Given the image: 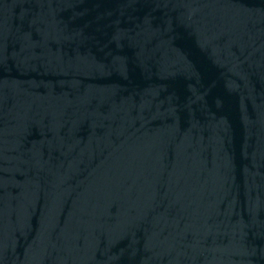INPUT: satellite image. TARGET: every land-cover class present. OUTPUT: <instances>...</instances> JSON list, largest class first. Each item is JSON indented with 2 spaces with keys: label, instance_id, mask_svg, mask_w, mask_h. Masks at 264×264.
Segmentation results:
<instances>
[{
  "label": "water",
  "instance_id": "95a60500",
  "mask_svg": "<svg viewBox=\"0 0 264 264\" xmlns=\"http://www.w3.org/2000/svg\"><path fill=\"white\" fill-rule=\"evenodd\" d=\"M0 264H264V0H0Z\"/></svg>",
  "mask_w": 264,
  "mask_h": 264
}]
</instances>
